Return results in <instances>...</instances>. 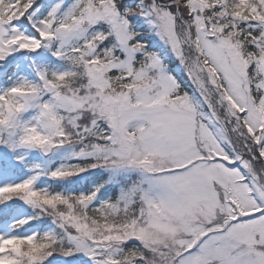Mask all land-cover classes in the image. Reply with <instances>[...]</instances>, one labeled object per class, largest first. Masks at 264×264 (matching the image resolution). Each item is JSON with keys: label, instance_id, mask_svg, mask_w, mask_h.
Instances as JSON below:
<instances>
[{"label": "snow or ice", "instance_id": "6c2138e0", "mask_svg": "<svg viewBox=\"0 0 264 264\" xmlns=\"http://www.w3.org/2000/svg\"><path fill=\"white\" fill-rule=\"evenodd\" d=\"M0 264H264V0H0Z\"/></svg>", "mask_w": 264, "mask_h": 264}]
</instances>
